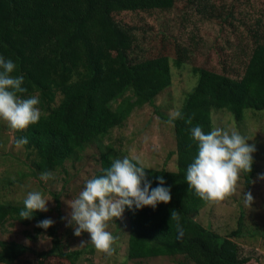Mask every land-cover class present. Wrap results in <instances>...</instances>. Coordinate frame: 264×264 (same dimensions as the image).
<instances>
[{
	"label": "trees",
	"instance_id": "16d2710c",
	"mask_svg": "<svg viewBox=\"0 0 264 264\" xmlns=\"http://www.w3.org/2000/svg\"><path fill=\"white\" fill-rule=\"evenodd\" d=\"M183 9L203 19L238 32V8L251 0H224L219 6L189 0ZM179 0H0V56L17 65L15 75L24 79V98L36 96L41 118L26 130L16 131V139L27 138L23 145L34 175L64 170L70 161H79L81 154L102 141L116 128H122L133 111L149 104L157 113L156 99L172 85L171 58L182 68L189 59L188 50L174 35L157 29L154 24L130 25L116 19L122 12L156 17L158 11L178 9ZM193 4V5H192ZM201 7V8H200ZM264 16V10L260 13ZM259 18V17H258ZM259 19H262L261 17ZM261 24V20H259ZM149 40L155 45L150 46ZM260 40V41H259ZM198 80L185 94L183 104L173 118L176 154L174 169L145 167L153 188L163 176L165 187L171 188V202L153 209L146 206L125 209L129 224L127 257L147 260L160 257H183L192 264H247L241 255L239 228L229 236L207 229L196 216L210 202L204 201L189 188L185 179L187 167L198 154V145L191 137V128L200 126L205 134L214 128L213 113L227 111L237 123L245 120V112L264 111V36L255 48L244 75L234 77L207 68H194ZM115 154L102 151L100 176L109 167ZM257 173H242L247 189L252 188ZM57 208L60 198L53 193ZM25 205L0 203V231L19 223L33 226L35 235H47L52 247L36 251L16 241L0 240V264H15L24 255L34 253L39 264L62 260L80 264L83 250H66L55 223L47 230L37 227L49 219L37 211L34 217L19 216ZM172 210L177 219L171 220ZM183 231L178 232L177 226ZM264 232V229H263Z\"/></svg>",
	"mask_w": 264,
	"mask_h": 264
},
{
	"label": "rangeland",
	"instance_id": "374dc122",
	"mask_svg": "<svg viewBox=\"0 0 264 264\" xmlns=\"http://www.w3.org/2000/svg\"><path fill=\"white\" fill-rule=\"evenodd\" d=\"M202 0H195L200 2ZM234 1V0H232ZM208 6H219L224 0H204ZM189 0H179L178 9L158 11L156 17L141 16L133 12H122L116 16L130 25L154 24L157 29L174 35L181 45L188 50L189 59L182 68L175 66L171 58L173 73L172 85L157 99L155 108L149 104L138 106L122 128L114 129L101 144L87 148L79 161H70L64 170L56 171L54 179L41 180V175H34L31 168L35 156L29 157L28 151L22 146L15 147L16 131L9 128L7 123L0 120V203L24 205L28 192L40 191L44 198L50 200L49 211L45 212L59 227L66 250H83L80 264H192L183 257H160L147 260H129L127 245L129 238L128 218L124 211L119 219L108 223V231L116 237L115 253L108 257L98 252L90 241V234L82 233L77 237L74 230L66 226L67 221L62 217L68 216L71 209L66 201L75 198L83 190L85 182L93 178L101 169L100 155L102 151H112L115 158L138 156L144 167L150 169H174L176 154V140L174 125L169 120L180 110L185 94L190 92L197 83L194 68H207L218 73L239 77L244 75L245 68L250 61L255 48V42L264 36V0H251L250 3L238 8V32L222 29L221 26L196 15L198 7L194 6L193 13H185ZM193 5V4H192ZM201 8V7H200ZM261 17L262 19H259ZM261 20V24L259 23ZM260 41V40H259ZM150 46L155 45L149 40ZM215 127L237 131L249 139V144H255L253 153L257 173L252 188L247 189L243 174L239 181L237 194L221 203L207 204L196 216V219L207 229L214 230L226 237L239 228L242 220V230L239 238L233 240L239 245L242 257L248 258L247 264H264V111L247 110L245 120L237 123L227 111L213 113ZM250 191L254 198L252 208L243 203V192ZM55 193L62 203L61 209L52 195ZM28 233L35 235L33 226L19 223L8 225L6 230L0 231L1 241H16L23 243L36 251H47L52 247V238L47 235L37 239H29ZM82 241L88 243L81 245ZM1 250V248H0ZM15 264H39L34 253L24 255ZM45 264H67L62 260L52 259Z\"/></svg>",
	"mask_w": 264,
	"mask_h": 264
},
{
	"label": "clouds",
	"instance_id": "9594fccd",
	"mask_svg": "<svg viewBox=\"0 0 264 264\" xmlns=\"http://www.w3.org/2000/svg\"><path fill=\"white\" fill-rule=\"evenodd\" d=\"M17 65L11 59L0 56V120L15 131L26 130L38 123L41 110L36 96L24 98L27 89L24 79L15 75ZM191 137L198 145V154L187 167L186 181L189 188L196 191L204 201L221 203L237 194L242 173H251L255 144H249L246 137L237 131L215 127L205 134L200 126L191 128ZM28 143L27 138L15 140V147L21 148ZM41 180L54 179L51 172L41 173ZM264 179V176H261ZM159 184L153 188L148 180L146 169L140 158L125 156L115 159L100 176L88 179L79 194L68 201L71 211L66 226L73 228L74 235L90 234V241L98 252L111 257L115 253L116 237L108 229V223L123 216L125 209H153L160 203L171 202V188L165 187L164 177L158 178ZM50 200L40 191L28 192L24 200L25 209L19 216L23 220L34 217L37 211H49ZM243 203L252 208L254 198L250 191L243 192ZM177 219V212L172 210L171 220ZM55 222L45 219L37 227L47 230ZM177 231H183L177 226ZM88 242L82 241L81 245Z\"/></svg>",
	"mask_w": 264,
	"mask_h": 264
}]
</instances>
